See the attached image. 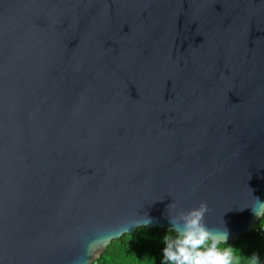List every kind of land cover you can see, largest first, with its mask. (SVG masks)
I'll list each match as a JSON object with an SVG mask.
<instances>
[{
  "label": "water",
  "instance_id": "95a60500",
  "mask_svg": "<svg viewBox=\"0 0 264 264\" xmlns=\"http://www.w3.org/2000/svg\"><path fill=\"white\" fill-rule=\"evenodd\" d=\"M0 264H31V0H0Z\"/></svg>",
  "mask_w": 264,
  "mask_h": 264
},
{
  "label": "clouds",
  "instance_id": "9594fccd",
  "mask_svg": "<svg viewBox=\"0 0 264 264\" xmlns=\"http://www.w3.org/2000/svg\"><path fill=\"white\" fill-rule=\"evenodd\" d=\"M208 211V205L201 202L198 208L169 217L173 227L163 237L165 247L161 264H259L258 255L247 257L242 250L228 243L226 226H207L205 215ZM151 222V218L145 216L143 223L133 222V226L137 230L146 229ZM106 259V256L101 258L99 252H95L93 264H103ZM146 264H155V259L146 261Z\"/></svg>",
  "mask_w": 264,
  "mask_h": 264
}]
</instances>
